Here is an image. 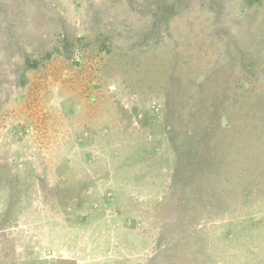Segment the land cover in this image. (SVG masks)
Returning a JSON list of instances; mask_svg holds the SVG:
<instances>
[{"label": "rangeland", "instance_id": "obj_1", "mask_svg": "<svg viewBox=\"0 0 264 264\" xmlns=\"http://www.w3.org/2000/svg\"><path fill=\"white\" fill-rule=\"evenodd\" d=\"M0 264H264V0H0Z\"/></svg>", "mask_w": 264, "mask_h": 264}]
</instances>
